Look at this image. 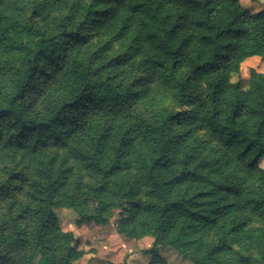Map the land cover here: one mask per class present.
<instances>
[{"label":"trees","instance_id":"16d2710c","mask_svg":"<svg viewBox=\"0 0 264 264\" xmlns=\"http://www.w3.org/2000/svg\"><path fill=\"white\" fill-rule=\"evenodd\" d=\"M251 57L264 9L239 0H0V264L82 257L55 207L118 209L149 264H264V74L231 81Z\"/></svg>","mask_w":264,"mask_h":264},{"label":"rangeland","instance_id":"374dc122","mask_svg":"<svg viewBox=\"0 0 264 264\" xmlns=\"http://www.w3.org/2000/svg\"><path fill=\"white\" fill-rule=\"evenodd\" d=\"M239 1L241 6L251 13L264 9V0ZM25 12L28 13L27 9ZM251 70L264 74V62L260 61L258 57L245 60L241 64L240 72L232 75L231 81L239 82L243 89H246ZM75 175L78 174L75 173ZM82 175L87 174L83 173ZM83 181L85 182V178ZM91 182L92 180L89 183L91 184ZM53 210L62 230L72 233L77 241L76 249L82 254V257L74 264H95L96 261V264H128L129 257L140 254L142 255L139 256L140 259H143V256L150 258L147 252L152 248V238L144 237L140 240H133L117 233L118 209H113L109 222L101 225L95 222L80 221L74 211L66 207H55ZM166 251L170 253L167 257L171 264H191L182 261L175 251L169 249L159 250L158 256L161 257V253Z\"/></svg>","mask_w":264,"mask_h":264},{"label":"crops","instance_id":"0c3cea01","mask_svg":"<svg viewBox=\"0 0 264 264\" xmlns=\"http://www.w3.org/2000/svg\"><path fill=\"white\" fill-rule=\"evenodd\" d=\"M170 253L168 252V251H166V252H163V253H161V258L163 259V260H165L168 264H171L169 261H168V255H169ZM141 255V254H140ZM140 255H136V256H131V257H129V262H128V264H149L150 263V261H151V256H150V258L148 259V257L147 256H143V259H140ZM142 256V255H141ZM183 261V260H182ZM184 262H186V261H184ZM97 263V261L95 262V264Z\"/></svg>","mask_w":264,"mask_h":264}]
</instances>
